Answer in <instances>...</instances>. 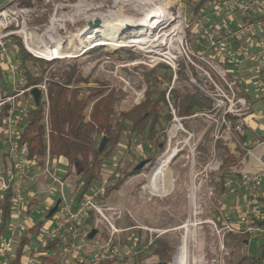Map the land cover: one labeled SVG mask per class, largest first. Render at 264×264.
<instances>
[{
    "label": "built area",
    "instance_id": "built-area-1",
    "mask_svg": "<svg viewBox=\"0 0 264 264\" xmlns=\"http://www.w3.org/2000/svg\"><path fill=\"white\" fill-rule=\"evenodd\" d=\"M49 1L44 0L43 4L50 3L53 9L49 19L50 24L47 26L48 28L55 24L56 29H53L51 37L45 34L47 29L39 33V29L30 24L39 7L38 0H0V68L12 85L10 93L3 95L4 88L0 84V144L3 145V151L8 159L6 162L0 157V223L1 203L6 192L10 193L12 207L6 232L0 237L2 264L8 263L12 247L17 243L19 234L34 224L29 218H19L20 213H26V210L30 209L32 205H29L30 198L36 200L38 194L32 189H29L27 194L26 181L49 176L51 180L59 183L61 190L66 184V178L57 177L55 175L57 169H51L48 155L43 166L38 168L35 161L28 157L27 143L20 141L22 120L30 108L36 107L30 93L34 87L40 91V101L46 102L43 124L46 133L48 131L47 78L43 77L39 83L12 94L18 89L22 79L21 60L17 56L12 39L18 37L27 52L36 58L61 59L65 56H43L29 45L34 42L39 46L45 44L52 46L54 41L59 40L61 48L68 47L69 44L64 45L66 43L62 42L63 38L59 33L62 19L57 13L63 7L73 9L76 4L84 3L90 7L106 9V6L98 5L100 0L91 4L89 2L92 0H77L69 4ZM84 19L86 20L85 16ZM88 20L92 19H87L86 22ZM83 28L86 30V25ZM91 32L96 34L99 31L94 28ZM125 35L124 33L118 39L121 41L130 37ZM178 35L179 38L174 39L173 45L168 47L167 44H163L144 49L141 45L132 43L120 46L127 47L140 56L134 64L150 68L158 64H166L172 72L171 82L165 95L170 120L164 131L165 138L161 150L148 177L163 158L168 157L167 168L172 162L180 161L178 168L186 173L183 181L186 197L193 203L192 213L195 221H187L188 227L206 223L210 232L218 236L223 237L226 233L245 236L247 237L244 242L247 247L245 254L250 256L249 240L255 237L264 239V224L259 223L260 220H264V139L251 141L244 134L251 114L250 97L255 95L264 99V0H207L198 13L191 17V21L182 24ZM70 36L67 35L65 38ZM89 36L91 40L92 34ZM90 40L84 50L99 45V41L90 42ZM95 43L97 44L94 45ZM180 69L186 75L183 82L196 87L211 101L209 109L195 110L184 116L177 114V109L169 101L168 92L177 80L179 81L177 73ZM20 97L23 98L19 99ZM4 105L8 106L1 115ZM198 121L202 123L200 132L193 128V123ZM207 134L211 143L207 151L203 152L199 145ZM217 142H221L222 148L227 150L229 158L233 160L226 166H223V156L221 149L216 147ZM34 167L36 172L30 174ZM223 168H225L224 180L227 184L226 189L221 193L223 203L212 218L201 221L204 203L215 195L214 182L219 183V175ZM170 175L172 183L179 177L175 178L171 171ZM77 185L81 186V184ZM104 186L102 183L91 187L78 202L74 196L61 195L55 214L42 223L38 235L33 237L35 249L53 241L58 248L59 264H70V256H68L70 251H79L82 246L79 224L91 216V226L98 227L99 224L105 223L108 236L104 243L97 242L90 246L91 254L77 252L72 257L73 264H101L102 261L121 254L120 233L129 231L130 226L117 227L116 220L122 217V211L99 203ZM74 188L72 191L75 190ZM26 195H29L28 199H25ZM227 200L232 201L228 209L223 205ZM183 227L185 233V226ZM134 228L147 231V244L152 242L151 235L152 232L156 233V230L143 225H135ZM193 231L196 232L193 229L191 233ZM126 243L131 247L135 244L130 239H127ZM216 246L218 247L213 249L209 245V251L212 253L211 263L219 262L217 252L224 250L221 242ZM137 251L133 250V252ZM226 254L228 253L225 252L224 255ZM222 256H220L221 260L224 257ZM263 258L251 257V264H264ZM28 264H36V261L30 258Z\"/></svg>",
    "mask_w": 264,
    "mask_h": 264
},
{
    "label": "rangeland",
    "instance_id": "rangeland-1",
    "mask_svg": "<svg viewBox=\"0 0 264 264\" xmlns=\"http://www.w3.org/2000/svg\"><path fill=\"white\" fill-rule=\"evenodd\" d=\"M52 1H61L63 3L69 4L74 3L77 0H50L49 2ZM95 1L98 0H92L89 3H95ZM153 1L156 3V5H159V2L161 0ZM189 1L190 0H176L180 7L181 20L182 24L184 25L188 23V21H191L192 17V13L189 12ZM38 2L39 7L36 10V15L33 16V20L30 21V24L32 26H36L39 29L38 32L42 33L45 29L49 28H47V26L50 24L49 19L52 15L53 9L50 3H47L46 5L43 4L44 0H38ZM135 2V0H100L98 5L106 6V9L104 7L97 8L96 6H88V8L86 7L85 10L86 15H83L81 12H79V10H76L75 6L73 9L69 7H63L57 13V16L60 15V18L62 19V21H60L61 27L59 29V33L63 38L62 42L66 43L64 45H69L67 48H61V42L58 40L59 50L63 52L58 51L56 55H52L50 57L64 55L65 57L61 59H51L50 62L35 61L34 65L36 69L38 71L43 70V77L49 78V74L52 71H55L56 74H60L63 70V67L61 66L64 63H76L78 66V75L82 79L80 80V83H78V86L85 91H88L89 89H103L104 94L114 92L118 97V100L113 105L116 114L128 111L132 107L140 104L144 100V97L147 93H149L151 96H155V94L159 90L163 89L167 85L165 78L166 69L164 66H157V68H155L156 70L148 71L150 69H153L154 67L150 68L141 64H134V62H137L140 59V56L136 55L131 49L127 47H120V45L126 44L121 42L124 40L120 41V39H118V34H116L115 36L102 34L101 30L103 31L105 29H102L101 27H96L97 31H99L96 34L91 32L87 35H83L85 31L83 27L84 25H86V20L88 19L85 17V20L84 16L90 17L91 14L98 13L97 17L100 18L101 15L105 16L108 14L109 7L118 8L124 14L132 15L136 12L132 7ZM54 28L56 29L55 24ZM45 34H48L50 37L52 36L51 33L48 32H46ZM90 34H92L91 40L99 41V45L93 47L92 49L88 48L84 50V47L88 45V42L90 40L89 38H91L89 36ZM67 35L71 36L65 38ZM14 38L18 39L21 43V40L18 37ZM135 38V36H131L128 39L134 40ZM96 44L97 43H95L94 45ZM29 47L37 51L33 47L32 43L29 45ZM48 47L51 46L48 45ZM28 63L33 62L28 61ZM9 83L10 82L7 81L5 77L0 78V84L4 88L2 91L3 95L5 93H10V91L12 90V85ZM178 85L179 81L177 80L174 87H178ZM87 93L88 92H85L84 94L87 95ZM22 98L23 97H20L19 99ZM249 101L251 105V114L249 117L253 120H250V123L248 122V124H251L253 129L247 124L244 129V134L245 132H247L246 134L251 139V141L255 139L263 140L264 99H260L255 95H252ZM89 109L90 105L87 109V112H89ZM87 116L88 113L86 115V118H88ZM183 123L185 124V121H183ZM188 126H190V124H188ZM193 128L197 130V132H200L202 130V123L199 121L193 123ZM100 140L101 136L96 135V145L99 144ZM121 140L122 144H120L117 149L111 154V157L106 160L102 171L103 179L108 178L109 175L114 172L117 165H119L122 169L130 170L131 166L138 161L139 157V160L141 161L142 159H147V157L150 156V153L148 152L140 155V152L138 148L135 147V144L130 145V147H128L129 149L125 150L124 146L125 142H127V139L124 135H122ZM208 140L210 145V138ZM250 145L251 143L248 144V146ZM155 162L156 160L154 162H150L137 174L131 175L122 183H119L117 187L116 185L112 186L115 187V189H111L107 195H104L100 199L99 203L102 205H109L114 209L122 211V217L116 220L117 227H127L129 221H131L134 223V225H143L150 229H154V231L156 230V233L152 232V238H159L171 244L172 251L170 253L169 259H167L168 264H171L172 257L175 255L177 249H179V245L182 242V237L184 235L183 225L187 221H195L193 220L194 218L192 213L193 203L186 197L185 186H183V181L185 180L186 173L183 170L180 171V169L178 168L180 161L172 162L168 166L169 170L172 172L175 178L179 176L178 179L172 183V188L170 189L169 193L165 195H157L151 189L150 176L148 177V173ZM67 169L68 168L65 161L60 160L57 164V172L55 175L59 178H63L65 170ZM72 171V175L66 178V184L62 187V190L59 187V183L54 182L49 176H46V181L44 182H46L47 185L50 186V189L45 190V188H42L43 186L38 187L39 191L37 194L36 202L30 206V213L27 215L26 213L22 212L19 214V218H29L32 221L37 222V220L47 214L48 208L50 206L49 204L51 202L49 201L50 199L54 201L61 197V195H65L66 197H73L74 191H72V189L75 187V183L81 184V179L79 175V166L77 164L73 165ZM39 179H37L38 182L41 181L42 177L40 181ZM33 181L35 180L28 179L26 181L27 194L29 189L32 188ZM214 184L216 186V193L213 198L210 199V201L204 203L201 221L207 218H212L216 213V210L221 206V203H223L221 193H223L224 190L221 191L220 182H214ZM161 187H163L164 191L168 189V187H166V184H163V186ZM28 198L29 195H26L25 199ZM46 198L49 199L47 200V202ZM231 202V200H227L223 205L227 206L228 209L229 207H231ZM91 219L92 217L90 216L89 218H86L80 222V239L84 235L86 230L91 227ZM189 228L190 236H188L187 238V264H227L229 261H236L241 256L246 255L245 253L247 247L242 242L243 240L240 235H237V237L234 236V234L232 235L231 233H226L223 237L218 236L214 232H210V229L207 227L206 223L190 225ZM98 229L100 230V233L95 237L93 241L80 246L79 251H70L68 255L70 256V264H73L74 260L72 259V257L77 254V252H79V254L84 253L86 255H89L91 254L92 249L90 248V246L92 244H95L97 242H105V238L106 236H108V231L106 229L105 223L99 224ZM193 229L196 230L195 238H193L190 234ZM145 232L148 235V232ZM126 233L129 232L120 233L121 241H123L122 237H125ZM220 242L224 250H219L218 252L216 251L217 249L213 250V252H217L219 254V262L211 263L212 253L209 251V245H211L212 248L215 249L218 247L216 245L220 244ZM261 243H264V239L262 237H255L249 240L248 250L251 252L250 257H261L262 252L259 249V244ZM133 247H131V245H128L127 243H122V248L120 250L121 254H117L114 256L120 258V262H115L113 264H134V260L137 261L138 264H153L160 261L157 255H149L147 252V254L145 253L144 255H142V259H140L139 257H135L137 260H131L129 256L133 252ZM126 251L128 253H126ZM225 252H227L228 254L224 255ZM216 254H213V256H216ZM145 255L148 256L144 258ZM220 256L223 257V260L220 259ZM0 264H2V260H0Z\"/></svg>",
    "mask_w": 264,
    "mask_h": 264
},
{
    "label": "trees",
    "instance_id": "trees-1",
    "mask_svg": "<svg viewBox=\"0 0 264 264\" xmlns=\"http://www.w3.org/2000/svg\"><path fill=\"white\" fill-rule=\"evenodd\" d=\"M206 1H189V12L192 13V16L198 13ZM13 44L17 56L21 60L22 67V79L20 80L19 87L12 92V94H15L20 89H25L30 85H35L42 81L43 70L38 71L36 69L34 65L35 61L50 62V60L32 56L16 38H13ZM28 61H32L33 63H28ZM161 65L166 69L165 78L167 85L159 90L155 96L147 93L140 104L119 114H116L113 108L114 103L118 100L114 92L104 94L103 89H89L85 91L78 86V83L82 79L78 75L76 63H64L61 66L63 70L60 74L52 71L49 74V78L47 77L46 82L48 103L47 133L43 124V117L46 114V102L44 100H41L37 107L30 108L22 120L20 141L27 143L28 157L33 159L36 166L40 168L43 166L48 155L52 170L57 169V164L60 160L65 161L68 169L65 170L63 178L72 175L73 165L77 164L81 179V186L79 187L75 183L74 188L73 195L75 199L77 198V202L83 198L88 189L102 183L105 186L100 199L104 195H107L111 189H115L112 186L116 185L117 187L126 178L139 172L134 170V167L140 161V157L131 166L130 170L122 169L117 165L114 172L108 178H102V171L106 160L122 144V135L127 139L124 146L125 150L129 149L130 145L135 144L140 155L146 152L150 153V156L147 157L150 162L156 160L161 150L160 145L165 138L164 131L170 120L165 95L168 91L172 72L166 64H158L153 69L148 70H156L155 68ZM177 74L179 75V85L178 87H172L168 92L169 101L177 109V114L184 116L193 113L195 110L209 109L211 101L196 87L183 82L186 78L183 70L180 69ZM2 77H4V74L0 68V78ZM85 92H88L87 95L84 94ZM89 105L90 109L87 112ZM7 106L4 105L2 107L1 115ZM87 113L88 118H86ZM96 135H100L101 139L102 137L106 138L105 145L100 151L97 149ZM208 139L209 136L207 134L199 145L200 150L203 152H206L208 149ZM216 147L221 149L223 166L233 161L229 158L227 150L222 148L221 142H217ZM0 157L2 160L8 161L2 144H0ZM35 171L36 167L32 168L30 174ZM224 172L225 168H223L222 173L219 175L221 191L225 190L227 186L224 180ZM43 181L46 180L44 179ZM55 201L50 203L48 210ZM35 202V199L30 198L29 205ZM1 210L0 237L5 234L7 225L11 219L12 207L9 192H6L4 195ZM29 213L30 209L28 208L26 214L28 215ZM48 219L44 215L37 222L34 221L32 226L19 234L18 241L12 247L7 264H28L30 258L34 259L36 264H59L58 248L53 241L46 243L43 247H37V250L35 249L36 244L33 243V237L38 235L42 223ZM259 223L264 224V220H260ZM128 226H130L129 231H127L129 233H126L128 235L125 234V237H122V243L125 244L127 239H130L135 243L133 250H138L131 253L129 256L131 260L136 259L135 257L142 259V255L146 252L149 255H157L160 261H167L169 259L172 251L171 244L155 237L152 238L150 244H147L148 235L144 230L134 228L135 225L131 221H129ZM234 236L237 235L234 234ZM241 237L244 243L247 237ZM259 249L262 252L261 257H264V243L259 244ZM147 256L145 255L144 258ZM250 258V256L243 255L238 260L229 261L227 264H251ZM115 262H120V258L114 257L102 261L101 264H113ZM134 264H138L137 261L134 260Z\"/></svg>",
    "mask_w": 264,
    "mask_h": 264
},
{
    "label": "bare ground",
    "instance_id": "bare-ground-1",
    "mask_svg": "<svg viewBox=\"0 0 264 264\" xmlns=\"http://www.w3.org/2000/svg\"><path fill=\"white\" fill-rule=\"evenodd\" d=\"M136 2L132 6L135 9V13L132 15H126L121 12L118 8L109 7L108 14L100 17L101 19V33L104 35L115 36L121 28H124V24H129L131 33L136 38L121 41L126 45L138 44L144 49L153 48L155 46L167 44L168 46L173 45L174 39H178L182 20L181 11L178 2L176 0H161L159 5L153 0H135ZM88 8L85 4H76V10H79L83 15H86L85 8ZM88 15V14H87ZM98 13H93L89 16H85L88 19H93ZM120 27V28H119ZM54 25H50L46 30L48 33H53ZM143 29V30H141ZM140 33V34H139ZM48 35V34H47ZM49 36V35H48ZM130 36V37H131ZM129 37V38H130ZM59 41H54L51 47L45 45L39 46L37 43H32L33 47L38 53L43 56H52L56 53L63 52L59 50ZM113 43V42H110ZM120 45V44H118ZM123 45V44H122ZM120 45V46H122ZM66 52V51H65ZM64 52V53H65ZM65 56V55H64ZM69 56V55H67ZM168 157L163 158L157 167H155L150 176L151 189L157 195H165L169 193L172 188L170 170L167 168ZM170 176V177H169ZM170 178V179H169ZM169 181V190L163 189V184ZM185 233L182 238V242L179 246L177 255L171 264H187V238L189 235L188 224H184ZM192 237L196 236V232L191 233Z\"/></svg>",
    "mask_w": 264,
    "mask_h": 264
},
{
    "label": "water",
    "instance_id": "water-1",
    "mask_svg": "<svg viewBox=\"0 0 264 264\" xmlns=\"http://www.w3.org/2000/svg\"><path fill=\"white\" fill-rule=\"evenodd\" d=\"M101 25H102L101 19L99 17L95 16L92 20L87 21L86 30L84 31L83 35H87L88 33H90V31L92 29H94L96 27H101ZM129 28H130L129 24H124V28H121L119 31H117L118 37H121V35H123L124 33L126 34L125 35L126 37L133 35ZM30 93L33 96L35 106L37 107L39 102H40V91L34 87L30 90ZM105 142H106V138L102 137V139L100 140L98 147H97L98 151H100L104 147ZM161 146L162 145H160V147ZM149 163H150L149 159H142L141 161H139L135 165L134 170L140 171ZM59 203H60V199L58 198V199H56L54 204L48 210V212L46 214L47 218H50L56 212ZM99 233H100V230L98 229V227L92 225L91 227H89L86 230L84 235L81 237L80 245H83L85 243L93 241ZM174 258H175V256L172 257V261ZM153 264H168V262L167 261H159V262H156Z\"/></svg>",
    "mask_w": 264,
    "mask_h": 264
},
{
    "label": "crops",
    "instance_id": "crops-1",
    "mask_svg": "<svg viewBox=\"0 0 264 264\" xmlns=\"http://www.w3.org/2000/svg\"><path fill=\"white\" fill-rule=\"evenodd\" d=\"M250 120H253V119L249 117L248 122H249ZM248 122H247V123H248ZM249 123H250V122H249ZM248 126H249V127H252L251 124H248ZM252 129H253V127H252ZM246 133H247V132H245V136H246V138L248 139L249 137L247 136ZM39 178L41 179V177H39ZM39 178H36V180L33 181V183H32V188H31V189H32V190H36L37 192L39 191V190H38V187H40V186H43L42 188H45V190L50 189L49 185H47V183L43 181L45 178L42 177L41 181H40ZM37 179H39L40 182H38ZM45 180H46V179H45ZM166 187H168L167 190H169V187H170V186H169V181L166 182ZM47 200H49V199L46 198V202H47ZM49 201H53V200L50 199ZM76 201H77V198H76Z\"/></svg>",
    "mask_w": 264,
    "mask_h": 264
}]
</instances>
